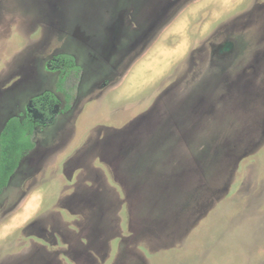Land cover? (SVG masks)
Listing matches in <instances>:
<instances>
[{
  "label": "rangeland",
  "instance_id": "374dc122",
  "mask_svg": "<svg viewBox=\"0 0 264 264\" xmlns=\"http://www.w3.org/2000/svg\"><path fill=\"white\" fill-rule=\"evenodd\" d=\"M44 2L0 0V264H264V0Z\"/></svg>",
  "mask_w": 264,
  "mask_h": 264
},
{
  "label": "trees",
  "instance_id": "16d2710c",
  "mask_svg": "<svg viewBox=\"0 0 264 264\" xmlns=\"http://www.w3.org/2000/svg\"><path fill=\"white\" fill-rule=\"evenodd\" d=\"M61 58L73 62L71 55L63 54ZM69 70H78L76 64H70ZM66 74L58 78L56 88L63 90ZM69 105L66 106L68 108ZM36 123L30 116H11L0 131V193L7 186L11 176L17 170L23 155L33 149V133Z\"/></svg>",
  "mask_w": 264,
  "mask_h": 264
},
{
  "label": "crops",
  "instance_id": "0c3cea01",
  "mask_svg": "<svg viewBox=\"0 0 264 264\" xmlns=\"http://www.w3.org/2000/svg\"><path fill=\"white\" fill-rule=\"evenodd\" d=\"M44 1H46V2H44V5H45L46 8L43 6L42 8H39V9L37 8L36 11H37V12H38V11H40V12L42 11V13H45V14H46V13H48V9H47L48 6L50 7V6L52 5V3L55 4V3H56V0H44ZM60 2H61V1H60ZM46 11H47V12H46ZM50 13H51V12H50ZM47 15H48V14H47Z\"/></svg>",
  "mask_w": 264,
  "mask_h": 264
}]
</instances>
